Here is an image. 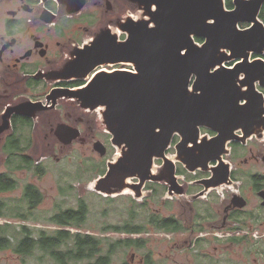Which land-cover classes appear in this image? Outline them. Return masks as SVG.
I'll use <instances>...</instances> for the list:
<instances>
[{"label": "flooded vegetation", "instance_id": "flooded-vegetation-1", "mask_svg": "<svg viewBox=\"0 0 264 264\" xmlns=\"http://www.w3.org/2000/svg\"><path fill=\"white\" fill-rule=\"evenodd\" d=\"M85 1L80 11L68 12L59 0H0V219L10 230L14 220L34 219L35 210L45 200L37 183L19 178L22 171L35 178L45 173L43 161L32 153L37 139L50 145L42 160L51 158L49 161L58 163L71 156L76 164H83L74 167L73 173L59 176L77 181L73 194L80 185L105 177L109 162L119 153L111 131L116 127L106 125L109 118L116 122L108 111L111 103L112 113L123 100L113 97L91 105L77 92L100 74L108 81L112 76L135 77L133 61L97 62L101 57L87 60L83 56L87 51L99 53L97 43L103 35L120 45L127 34L114 24L119 26L126 16H137L126 0ZM120 16L121 20L117 19ZM104 45L112 50V44ZM26 104L37 107L33 115L13 112L9 126L7 119L3 121L8 108ZM60 128L70 130L69 143L62 142L65 135L60 134ZM211 128L200 126V136H216ZM236 134L243 136L241 130ZM10 136L19 143L23 162L28 165H10ZM180 138L178 133L173 135L164 156L154 158L144 181L130 175L121 192L106 194L91 186V195L86 194L102 203L109 201L111 209L117 208L122 198L141 204L143 209L151 206L144 222L127 214L119 221L123 225L99 222L96 232L81 231L89 211L87 201L78 194L77 206L54 209L60 214L66 211L68 224L37 229L52 232L35 237L34 253L37 248L47 253L49 264H264V131L261 137L253 134L245 140H230L227 152L199 165H186L176 157ZM97 144H102L103 152ZM59 152L65 158L56 156ZM92 157L102 163H95ZM62 191L63 195L68 192ZM147 191L150 194L143 199ZM133 212L135 207L130 210ZM77 213L80 218H70ZM48 220L56 223L50 217ZM17 225L29 231L24 228H30L28 225ZM0 240V264H24V234L2 231ZM121 247L130 250L128 257L121 258Z\"/></svg>", "mask_w": 264, "mask_h": 264}, {"label": "water", "instance_id": "water-1", "mask_svg": "<svg viewBox=\"0 0 264 264\" xmlns=\"http://www.w3.org/2000/svg\"><path fill=\"white\" fill-rule=\"evenodd\" d=\"M59 1L68 12L80 11L87 2ZM126 1L136 19L126 16L119 26L114 24L127 34L126 40L116 45L103 35L97 43L99 53L87 51L83 58L133 61L135 77L112 76L108 81L100 74L77 92L91 105L113 97L123 100L112 113L111 103L108 111L116 122L109 118L106 125L116 127L111 131L119 154L109 162L106 176L92 184L106 194L125 190L124 180L130 175L144 181L154 158L164 156L175 133L181 136L176 157L186 165H199L227 152L230 140L261 137L264 131V21L260 18L264 0H231V8L227 0ZM105 42L112 44V50L116 45L115 51ZM36 108L10 107L2 119L9 126L13 112L33 115ZM200 126L212 127L217 135L205 142L208 137L200 136ZM240 128L245 135L239 137ZM59 132L65 135L62 142L69 143L70 130ZM101 145L96 147L103 152Z\"/></svg>", "mask_w": 264, "mask_h": 264}, {"label": "rangeland", "instance_id": "rangeland-1", "mask_svg": "<svg viewBox=\"0 0 264 264\" xmlns=\"http://www.w3.org/2000/svg\"><path fill=\"white\" fill-rule=\"evenodd\" d=\"M241 26L245 27L246 25L242 23ZM228 64L231 65V63H227V65ZM49 149H50V145L48 141H46L45 139H37L35 141V147L32 149V153L35 159H38L40 162L43 161L42 169H45V173L39 175L37 178H35L32 173L23 172V171L19 175V178L23 180V182L31 181L37 183L41 191L45 193V200L38 206L37 210H35L33 214L34 219H30V220L17 219L14 220L15 223L13 224L17 225V223H21L28 225L33 230L32 231L33 236L36 237L37 239L38 238L40 239L43 237L41 233L48 234V232H52V231H37L39 227L52 228V229L64 227L63 225L58 223L59 222L58 217L61 211L60 210L54 211V209L77 206L78 198H76V196L78 194L81 195V197H83L87 201V210L89 211L86 222L81 225L82 226L81 231L96 232L97 231L96 227L99 222H103L104 223L103 225L112 224V223L123 225L124 222L121 224V222L119 221L120 220L122 221V217L127 214H132L136 221L139 222L145 221V215H147L146 212L150 210L149 208H151V206H149V208L147 206H144L143 209V206L141 204L138 203L134 204L128 198H122V200L119 201L117 204V206L118 205L119 206L115 209L114 207H112L113 209H111L110 208L111 203H109V201L103 200L104 203H102L99 199L93 196H88V197L86 196L87 193L91 195V193H89L91 192L89 191V188L92 186L93 183L92 184L89 183L88 185H83V184L80 185L78 188H76L75 194H73L72 192L74 189L73 185L74 183H77V181L74 180L73 178L71 180H66L65 177L61 178L59 176L62 174L66 176L65 174L66 172L73 173L74 167L76 168L78 165L83 166V164L81 163L76 164L74 161L71 160L72 159L71 156H69L67 161L62 160L58 163L55 162V159L49 161V159L51 158L42 160V156H44ZM117 149L119 152L120 149L119 148ZM69 154H71V151H69ZM89 154H91V152H89ZM115 154L114 156H117L119 153H117L116 155ZM56 156L63 157L61 152H59ZM92 160L95 163H99V164L102 163V159L92 157ZM62 189L68 190L66 195H63L64 192L62 191ZM15 194H18V192H16ZM149 194L150 193L147 191L146 196L143 197V199H145ZM124 199L127 200L125 203H124L125 201ZM161 201H162V197L159 198L158 202L160 203ZM132 207H135L136 212L130 213ZM49 214L52 215L49 216ZM48 217H50L54 222H57L58 224L52 223L50 220H48ZM3 221H4L3 219H0V224H2ZM111 235L115 237L118 236L117 233H111ZM120 238H123V236L120 235ZM129 251L127 248L121 247L120 248L121 258L128 257ZM41 258H45L44 261L46 262L39 261V259ZM48 262H50V257L44 251L43 252L38 251V248L36 250V253H34L33 250L32 253L25 254L24 257V264H49Z\"/></svg>", "mask_w": 264, "mask_h": 264}, {"label": "trees", "instance_id": "trees-1", "mask_svg": "<svg viewBox=\"0 0 264 264\" xmlns=\"http://www.w3.org/2000/svg\"><path fill=\"white\" fill-rule=\"evenodd\" d=\"M227 5H228L229 8L233 7L231 0H227ZM260 18L264 21V7H263V9L261 11ZM197 40L199 42H201L203 39L202 38H197ZM263 57H264V55H263ZM7 148H8L10 165H15V166H18L17 164L28 165L27 161L23 162V159H24L25 156L22 155V153H21L22 148L20 147L19 143L16 141L14 136H10L9 137ZM32 198L33 197L30 196L28 199H32ZM35 200L36 199H34L33 202H35ZM79 214L80 213L72 215L70 218L74 219V220L75 219L77 220L78 218H80ZM68 219H69V216H67L66 211H62V213L59 214V217H58L59 222L58 223L65 226L66 224H68ZM9 225H11V224H9ZM7 226L8 225L4 226V225L0 224V232H2V231H19V232L23 233L24 234V240H23L24 253L25 254L32 253L33 252V244L37 242L35 237L33 236L32 229L28 228V227H24V228H27L29 231H25V230L22 231L20 228H18L19 227L18 225L12 224L14 229L10 230V229L7 228ZM58 231H60V230H58ZM15 235H16V233H15ZM1 242L2 241L0 240V243ZM8 242L12 243L10 241V239H8Z\"/></svg>", "mask_w": 264, "mask_h": 264}, {"label": "bare ground", "instance_id": "bare-ground-1", "mask_svg": "<svg viewBox=\"0 0 264 264\" xmlns=\"http://www.w3.org/2000/svg\"><path fill=\"white\" fill-rule=\"evenodd\" d=\"M261 14V13H260ZM244 24V23H243ZM157 130H161L160 128L159 129H157ZM239 130H241L242 131V135L244 136L245 135V132H244V130L242 129V128H240ZM213 138H215V136H213L211 139H208V138H206L205 139V142H207V141H211ZM201 141V140H200ZM154 165V164H153ZM133 201V200H132ZM44 237V236H43Z\"/></svg>", "mask_w": 264, "mask_h": 264}]
</instances>
